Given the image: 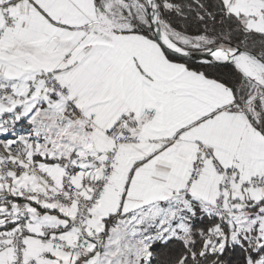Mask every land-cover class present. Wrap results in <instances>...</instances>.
I'll list each match as a JSON object with an SVG mask.
<instances>
[{"label": "snow or ice", "instance_id": "6c2138e0", "mask_svg": "<svg viewBox=\"0 0 264 264\" xmlns=\"http://www.w3.org/2000/svg\"><path fill=\"white\" fill-rule=\"evenodd\" d=\"M0 264H264V0H0Z\"/></svg>", "mask_w": 264, "mask_h": 264}, {"label": "trees", "instance_id": "16d2710c", "mask_svg": "<svg viewBox=\"0 0 264 264\" xmlns=\"http://www.w3.org/2000/svg\"><path fill=\"white\" fill-rule=\"evenodd\" d=\"M182 2L184 3H189L190 0H182ZM178 25V28H187L188 31L191 32H195L197 30L198 27H202L200 25H198L195 21V13H191V15L188 18L187 23L185 24V22L183 20H179V21H175ZM200 61H189L190 65L193 67L198 66Z\"/></svg>", "mask_w": 264, "mask_h": 264}, {"label": "water", "instance_id": "95a60500", "mask_svg": "<svg viewBox=\"0 0 264 264\" xmlns=\"http://www.w3.org/2000/svg\"><path fill=\"white\" fill-rule=\"evenodd\" d=\"M189 61H200V57L199 56H193L189 59Z\"/></svg>", "mask_w": 264, "mask_h": 264}]
</instances>
